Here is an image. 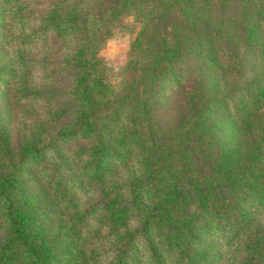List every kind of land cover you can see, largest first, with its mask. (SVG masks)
<instances>
[{
	"label": "trees",
	"instance_id": "obj_1",
	"mask_svg": "<svg viewBox=\"0 0 264 264\" xmlns=\"http://www.w3.org/2000/svg\"><path fill=\"white\" fill-rule=\"evenodd\" d=\"M0 264H264V0H0Z\"/></svg>",
	"mask_w": 264,
	"mask_h": 264
},
{
	"label": "rangeland",
	"instance_id": "obj_2",
	"mask_svg": "<svg viewBox=\"0 0 264 264\" xmlns=\"http://www.w3.org/2000/svg\"><path fill=\"white\" fill-rule=\"evenodd\" d=\"M125 22L126 26L123 29L116 30L113 36L100 49V54L115 70L126 59L130 40L134 36L136 29H138V23L131 16L127 17Z\"/></svg>",
	"mask_w": 264,
	"mask_h": 264
}]
</instances>
